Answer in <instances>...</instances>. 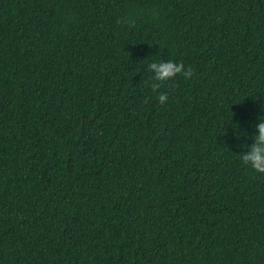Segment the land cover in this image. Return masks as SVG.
<instances>
[{"label":"trees","instance_id":"trees-1","mask_svg":"<svg viewBox=\"0 0 264 264\" xmlns=\"http://www.w3.org/2000/svg\"><path fill=\"white\" fill-rule=\"evenodd\" d=\"M262 104L264 0H0V264H264Z\"/></svg>","mask_w":264,"mask_h":264},{"label":"clouds","instance_id":"clouds-1","mask_svg":"<svg viewBox=\"0 0 264 264\" xmlns=\"http://www.w3.org/2000/svg\"><path fill=\"white\" fill-rule=\"evenodd\" d=\"M147 71L151 73L150 79L145 83L157 92V100L160 104L166 103L168 95L165 92H159L161 84L174 79L177 75H183L185 79L191 78L193 69L185 66L182 62L173 59H159L147 65ZM261 112H264V104L260 107ZM239 122L233 126V136L236 139L240 138L241 133L238 131ZM227 135V132L224 133ZM252 143L238 145L242 148L237 156L249 169L254 173L264 174V115L257 116L255 131L250 137Z\"/></svg>","mask_w":264,"mask_h":264}]
</instances>
